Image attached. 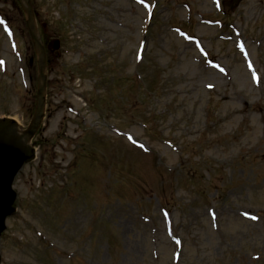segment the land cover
<instances>
[{"label": "rangeland", "instance_id": "374dc122", "mask_svg": "<svg viewBox=\"0 0 264 264\" xmlns=\"http://www.w3.org/2000/svg\"><path fill=\"white\" fill-rule=\"evenodd\" d=\"M31 2L62 49L2 264H264V0ZM0 60V118L27 129L17 0Z\"/></svg>", "mask_w": 264, "mask_h": 264}, {"label": "water", "instance_id": "95a60500", "mask_svg": "<svg viewBox=\"0 0 264 264\" xmlns=\"http://www.w3.org/2000/svg\"><path fill=\"white\" fill-rule=\"evenodd\" d=\"M18 1L26 14L27 26L38 55L39 85L35 115L27 130L21 131L18 123L14 120H0V238L7 229V219L16 213L14 205L17 193L13 189L14 181L22 168L36 159V149L31 145V142L43 123L46 107V49L38 33L31 0ZM43 27L46 30V25ZM60 47L59 40H53L49 44L52 54L60 50ZM31 64H33V60Z\"/></svg>", "mask_w": 264, "mask_h": 264}, {"label": "snow or ice", "instance_id": "6c2138e0", "mask_svg": "<svg viewBox=\"0 0 264 264\" xmlns=\"http://www.w3.org/2000/svg\"><path fill=\"white\" fill-rule=\"evenodd\" d=\"M253 219H256V217H252Z\"/></svg>", "mask_w": 264, "mask_h": 264}]
</instances>
